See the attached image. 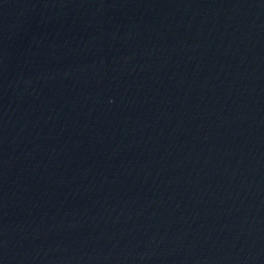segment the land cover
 I'll return each mask as SVG.
<instances>
[{"label":"water","instance_id":"water-1","mask_svg":"<svg viewBox=\"0 0 264 264\" xmlns=\"http://www.w3.org/2000/svg\"><path fill=\"white\" fill-rule=\"evenodd\" d=\"M0 264H264L248 0H0Z\"/></svg>","mask_w":264,"mask_h":264}]
</instances>
